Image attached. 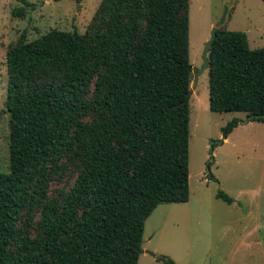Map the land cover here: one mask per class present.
<instances>
[{"label":"trees","instance_id":"trees-1","mask_svg":"<svg viewBox=\"0 0 264 264\" xmlns=\"http://www.w3.org/2000/svg\"><path fill=\"white\" fill-rule=\"evenodd\" d=\"M189 6L103 0L84 33L52 28L28 40L24 29L11 45L0 264H138L147 218L160 203L189 200ZM208 56L211 110L264 121V47L252 48L243 30L219 27ZM240 122L229 120L223 138ZM65 156L80 162L79 174L61 198L47 200ZM217 197L233 202L222 189ZM35 207L32 235L28 219L20 222Z\"/></svg>","mask_w":264,"mask_h":264},{"label":"rangeland","instance_id":"rangeland-1","mask_svg":"<svg viewBox=\"0 0 264 264\" xmlns=\"http://www.w3.org/2000/svg\"><path fill=\"white\" fill-rule=\"evenodd\" d=\"M0 0V172H10V115L6 106L9 73L6 55L27 29L34 40L52 28L84 33L103 0ZM227 0H190L192 73L203 64V51ZM23 8L24 15L14 9ZM247 33L252 48L264 47V1L234 0L223 26ZM190 197L186 202L160 203L145 223L138 264H164L147 250L167 255L177 264H264V121L242 111H212L209 72L191 81ZM93 92H91L92 94ZM88 115L84 120H92ZM241 122L228 139L222 127ZM213 150L210 144L215 140ZM79 161L65 156L45 190V198H61L79 174ZM209 163H211L209 165ZM218 179V181L212 177ZM222 189L233 198L217 197ZM36 235L40 207L22 213Z\"/></svg>","mask_w":264,"mask_h":264},{"label":"water","instance_id":"water-1","mask_svg":"<svg viewBox=\"0 0 264 264\" xmlns=\"http://www.w3.org/2000/svg\"><path fill=\"white\" fill-rule=\"evenodd\" d=\"M233 1L234 0H227L226 1L224 13H223L222 17L216 22V24L213 27V30H212V33H211V37L207 41L206 46H205L204 51H203V64H202V67L200 68V70L198 71V73L204 71L205 69H208V66H209V56H208V54H209V52H210V50L212 48L214 40L216 39L217 30L219 29V27L223 26L225 21H226L229 8H230V6H232ZM198 73H191V79H193L195 76H198ZM192 93H193V89L191 88V90L189 92V95H188V99L191 97ZM263 116H264V114H263ZM252 117L253 116H250V118H252ZM221 142H223V139L213 141L210 144L211 150H213L214 145L216 143H221ZM147 252L149 254L153 255V256H156V257L160 256L159 253H155V252L150 251V250H147Z\"/></svg>","mask_w":264,"mask_h":264},{"label":"crops","instance_id":"crops-1","mask_svg":"<svg viewBox=\"0 0 264 264\" xmlns=\"http://www.w3.org/2000/svg\"><path fill=\"white\" fill-rule=\"evenodd\" d=\"M237 127H238V126H237ZM235 129H236V128H235ZM233 132H234V130H233ZM233 132H232V133H233ZM232 133H231V134H232ZM231 134H230V135H231ZM230 135H229L226 139H228V138L230 137Z\"/></svg>","mask_w":264,"mask_h":264}]
</instances>
